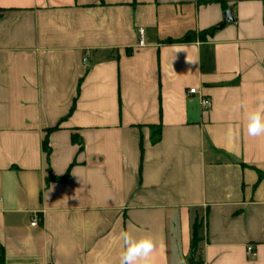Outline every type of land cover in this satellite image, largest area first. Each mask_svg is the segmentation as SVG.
<instances>
[{"label":"crops","instance_id":"1","mask_svg":"<svg viewBox=\"0 0 264 264\" xmlns=\"http://www.w3.org/2000/svg\"><path fill=\"white\" fill-rule=\"evenodd\" d=\"M223 1L0 0L2 264H264V0Z\"/></svg>","mask_w":264,"mask_h":264},{"label":"clouds","instance_id":"2","mask_svg":"<svg viewBox=\"0 0 264 264\" xmlns=\"http://www.w3.org/2000/svg\"><path fill=\"white\" fill-rule=\"evenodd\" d=\"M188 62H191L188 60ZM207 104V101H202ZM238 107H244L243 104ZM246 133L249 137H264V102L257 107L246 110ZM234 135L232 128L228 130V136ZM121 252L119 264H153L154 252L157 241L151 235L135 236L131 232L124 231L120 234ZM159 247H163L160 243Z\"/></svg>","mask_w":264,"mask_h":264},{"label":"trees","instance_id":"3","mask_svg":"<svg viewBox=\"0 0 264 264\" xmlns=\"http://www.w3.org/2000/svg\"><path fill=\"white\" fill-rule=\"evenodd\" d=\"M222 7L223 9L226 10V5H225V2L223 0H216ZM225 26V23H222L219 27L211 30V31H208V32H205V33H202L198 36V40L201 41V42H206L207 39L209 37H213V35L219 31L220 29H222L223 27ZM197 41V38L196 37H193L192 35H188L186 36L185 38L183 39H180V40H177V41H173V40H168L166 41V44H188V43H194ZM153 143H157L159 142L160 140V135H161V128L158 127H153ZM73 139V142H77V139L75 136L72 137ZM43 148L45 150V152H49L48 150V140L47 138L45 139V142H44V145H43ZM199 229H200V226L198 224V222L196 221L193 225V232H192V251L197 254L198 250H199V243H200V238H199ZM2 260H3V250L0 249V264H2Z\"/></svg>","mask_w":264,"mask_h":264},{"label":"built area","instance_id":"4","mask_svg":"<svg viewBox=\"0 0 264 264\" xmlns=\"http://www.w3.org/2000/svg\"><path fill=\"white\" fill-rule=\"evenodd\" d=\"M143 34H144V31L141 30L140 31V38H141L140 39V45L141 46L144 45ZM196 94H197V90L196 89H190L189 90V95H196ZM202 101H207L208 103L205 105V104L202 103ZM201 106H202V108H203V110L205 112H208L211 109V107H212V101L210 99H208V98H203L201 100ZM37 223H38L37 219H35L34 222L32 223V226L36 227ZM247 252H248L249 255H253L254 254V248L249 246L248 249H247Z\"/></svg>","mask_w":264,"mask_h":264},{"label":"water","instance_id":"5","mask_svg":"<svg viewBox=\"0 0 264 264\" xmlns=\"http://www.w3.org/2000/svg\"><path fill=\"white\" fill-rule=\"evenodd\" d=\"M225 16H226V21L229 22V21H232L233 18H232V15H231V12H226L225 13Z\"/></svg>","mask_w":264,"mask_h":264}]
</instances>
